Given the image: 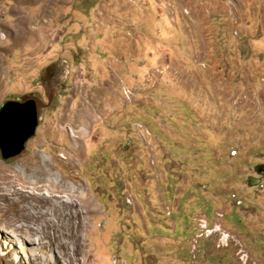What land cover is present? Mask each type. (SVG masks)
I'll return each instance as SVG.
<instances>
[{
	"label": "rangeland",
	"instance_id": "rangeland-1",
	"mask_svg": "<svg viewBox=\"0 0 264 264\" xmlns=\"http://www.w3.org/2000/svg\"><path fill=\"white\" fill-rule=\"evenodd\" d=\"M11 95L38 123L0 192L91 203L34 257L0 200V264H264V0H0Z\"/></svg>",
	"mask_w": 264,
	"mask_h": 264
},
{
	"label": "bare ground",
	"instance_id": "bare-ground-1",
	"mask_svg": "<svg viewBox=\"0 0 264 264\" xmlns=\"http://www.w3.org/2000/svg\"><path fill=\"white\" fill-rule=\"evenodd\" d=\"M13 13L18 16L19 21L21 18L20 10H14ZM0 171L3 170L0 169ZM9 183L11 184V182ZM10 184L7 185L9 192H0V200L7 202L8 207L12 209L15 215L12 223V235L15 237L4 240L6 246L9 245V241L18 242L20 249L16 250L17 252L26 254L30 252L32 256L38 257L39 253L43 255L48 250L56 248L59 250L65 248V254H68V252L70 253L69 245L72 241L77 247L82 245L79 239L80 229L78 224L83 215L88 212L83 210L82 207L91 203L86 193H81L75 188L55 182L52 186H47L44 189L40 187V192H30L25 195L23 192L19 193ZM57 188L69 189L70 193H67V196L57 193L55 195L54 190ZM18 193L20 199L14 198L15 196L12 197V195ZM50 230L52 231L51 234ZM1 233L0 231V250L3 249V234ZM45 237L51 239L49 244L44 243ZM32 244H36V246L32 247ZM2 251L6 253L5 250ZM69 257L71 258L70 255Z\"/></svg>",
	"mask_w": 264,
	"mask_h": 264
},
{
	"label": "water",
	"instance_id": "water-1",
	"mask_svg": "<svg viewBox=\"0 0 264 264\" xmlns=\"http://www.w3.org/2000/svg\"><path fill=\"white\" fill-rule=\"evenodd\" d=\"M11 97L0 103V154L3 158L20 153L25 141L35 133L38 123L34 99ZM257 181L251 178L252 183Z\"/></svg>",
	"mask_w": 264,
	"mask_h": 264
},
{
	"label": "flooded vegetation",
	"instance_id": "flooded-vegetation-1",
	"mask_svg": "<svg viewBox=\"0 0 264 264\" xmlns=\"http://www.w3.org/2000/svg\"><path fill=\"white\" fill-rule=\"evenodd\" d=\"M256 171L263 174L264 173L263 166L256 167Z\"/></svg>",
	"mask_w": 264,
	"mask_h": 264
}]
</instances>
